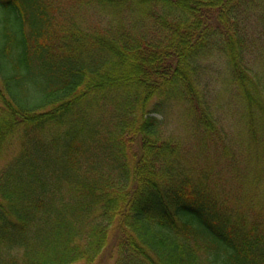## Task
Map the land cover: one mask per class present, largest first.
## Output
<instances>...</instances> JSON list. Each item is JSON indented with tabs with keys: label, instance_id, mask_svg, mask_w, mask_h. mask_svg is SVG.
<instances>
[{
	"label": "trees",
	"instance_id": "obj_1",
	"mask_svg": "<svg viewBox=\"0 0 264 264\" xmlns=\"http://www.w3.org/2000/svg\"><path fill=\"white\" fill-rule=\"evenodd\" d=\"M4 157L0 264H264V0H0Z\"/></svg>",
	"mask_w": 264,
	"mask_h": 264
},
{
	"label": "rangeland",
	"instance_id": "obj_2",
	"mask_svg": "<svg viewBox=\"0 0 264 264\" xmlns=\"http://www.w3.org/2000/svg\"><path fill=\"white\" fill-rule=\"evenodd\" d=\"M184 126L181 127L179 130V132L182 134V132H184L183 135H185V130H184ZM9 158H3V160L0 161V166H2L4 164V162H6ZM118 258V254H117V250L116 249H111V248H107L105 249L103 252H101L100 256L97 259V263L96 264H115L116 260Z\"/></svg>",
	"mask_w": 264,
	"mask_h": 264
}]
</instances>
